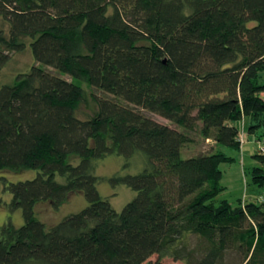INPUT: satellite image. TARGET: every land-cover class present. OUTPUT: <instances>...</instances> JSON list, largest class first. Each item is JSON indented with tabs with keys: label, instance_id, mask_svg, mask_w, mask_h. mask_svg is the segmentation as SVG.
<instances>
[{
	"label": "trees",
	"instance_id": "1",
	"mask_svg": "<svg viewBox=\"0 0 264 264\" xmlns=\"http://www.w3.org/2000/svg\"><path fill=\"white\" fill-rule=\"evenodd\" d=\"M0 23V172L37 171L7 185L24 224L0 228V264H264V198L216 201L235 160L219 146L239 150L245 130L264 140V0H0ZM27 48L38 65L4 83ZM85 87L115 99L83 119ZM199 123L218 149L182 158ZM109 155L144 162L110 178L137 192L121 212L98 191ZM250 174L264 190V167ZM73 192L89 205L38 219V202Z\"/></svg>",
	"mask_w": 264,
	"mask_h": 264
},
{
	"label": "rangeland",
	"instance_id": "2",
	"mask_svg": "<svg viewBox=\"0 0 264 264\" xmlns=\"http://www.w3.org/2000/svg\"><path fill=\"white\" fill-rule=\"evenodd\" d=\"M1 24V23H0ZM10 62L2 69L1 75L5 80L4 83H12L15 76L19 73L27 72L33 65H38L34 60L30 49L27 48L22 52L10 53ZM64 78L71 80L67 75H62ZM87 90V101L80 105L78 114L79 117L86 119L95 115L98 110L96 99L110 98L115 99L112 95L104 93L98 89L85 87ZM146 116L154 118L158 122L176 126L171 121L157 114L146 110H141ZM201 123L198 125L196 132L191 134L192 141L184 146L181 150L182 158L197 156L200 153L210 154L215 152L218 147L213 140H206L200 134ZM245 140L239 150L220 145L219 150L227 155L235 158L232 162H224L220 165L223 172L221 184L224 190L217 196L216 201L228 200L232 205H236L239 201L244 202H259L264 198V190L252 183L250 170L254 166H263L258 160L253 158L254 154L261 153L264 148V140H258L255 135L249 134L245 130ZM144 167L143 158L134 156L130 159L119 155H109L106 158L99 160L97 163L96 174L103 177L98 184V191L102 198L107 199L113 208L121 212L123 208L132 201L137 192L125 184L111 183L110 178L118 175L136 174ZM37 171L26 170L22 172H0V228L3 225L11 223L15 227H21L24 224L22 210H10L8 207L12 194L8 190V183L25 181L35 178ZM59 180H62L59 178ZM89 205L83 193L73 192L69 194L67 199L58 206H55L51 201L38 202L34 208L35 214L39 220L47 226H53L59 223L66 216L77 213ZM196 242V239H192ZM151 260L157 264H185L182 261L173 260L170 257L160 258L158 255H153ZM241 261L240 255L236 252H229L226 257L225 264H239Z\"/></svg>",
	"mask_w": 264,
	"mask_h": 264
},
{
	"label": "built area",
	"instance_id": "3",
	"mask_svg": "<svg viewBox=\"0 0 264 264\" xmlns=\"http://www.w3.org/2000/svg\"><path fill=\"white\" fill-rule=\"evenodd\" d=\"M245 135L244 134H241V142L243 143V141L245 140ZM264 151V148L262 149Z\"/></svg>",
	"mask_w": 264,
	"mask_h": 264
},
{
	"label": "crops",
	"instance_id": "4",
	"mask_svg": "<svg viewBox=\"0 0 264 264\" xmlns=\"http://www.w3.org/2000/svg\"><path fill=\"white\" fill-rule=\"evenodd\" d=\"M245 135V134H244Z\"/></svg>",
	"mask_w": 264,
	"mask_h": 264
}]
</instances>
